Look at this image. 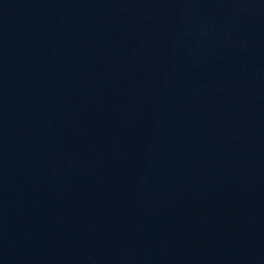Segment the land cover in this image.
Instances as JSON below:
<instances>
[{"label": "water", "instance_id": "obj_1", "mask_svg": "<svg viewBox=\"0 0 264 264\" xmlns=\"http://www.w3.org/2000/svg\"><path fill=\"white\" fill-rule=\"evenodd\" d=\"M0 264H264V0H0Z\"/></svg>", "mask_w": 264, "mask_h": 264}]
</instances>
